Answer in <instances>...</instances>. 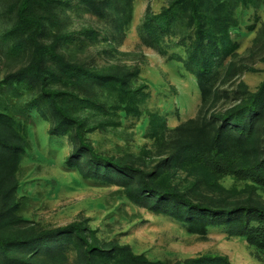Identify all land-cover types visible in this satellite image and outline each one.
Masks as SVG:
<instances>
[{
    "label": "trees",
    "instance_id": "obj_1",
    "mask_svg": "<svg viewBox=\"0 0 264 264\" xmlns=\"http://www.w3.org/2000/svg\"><path fill=\"white\" fill-rule=\"evenodd\" d=\"M56 0H15L10 10L14 22L3 40L7 50L27 54L21 68L5 77V87L17 84L35 92L31 107L49 116V135L67 136L71 150L65 159L84 179L107 180L121 187L133 204L164 214L186 226L189 234L204 236L220 228L243 240L254 259L264 264V79L254 93L232 99L213 110L221 93L216 86L220 72L229 75L223 60L237 43L229 29L238 26L223 0H172L141 24V42L162 53L159 43L167 32L186 22V58L179 59L197 82L200 104L194 118L172 129L165 119L149 115V136L157 161L149 154L145 166L104 156L85 139L92 129L76 113L94 110L102 115L137 118L146 97L143 87L133 86L136 73L118 67L105 71L68 60L62 47L72 43L71 33H51L57 20ZM92 5V0H79ZM244 8L253 0H235ZM99 10V11H98ZM119 22V20L117 21ZM119 26V25H118ZM94 33L85 32L86 37ZM4 42V41H3ZM221 72V73H222ZM107 93L112 101L97 104L91 93ZM83 92V95H80ZM222 96L227 99V92ZM115 126L113 120L103 122ZM25 127L0 111V264H171L134 253L127 245L103 243L81 223L32 232L19 231L24 223L15 215L17 172L25 154ZM181 177L185 185L174 183ZM231 178L243 188L225 189L219 181ZM174 264H230L224 256L205 254Z\"/></svg>",
    "mask_w": 264,
    "mask_h": 264
},
{
    "label": "rangeland",
    "instance_id": "obj_2",
    "mask_svg": "<svg viewBox=\"0 0 264 264\" xmlns=\"http://www.w3.org/2000/svg\"><path fill=\"white\" fill-rule=\"evenodd\" d=\"M15 0H0V111L23 122L27 148L18 172L15 215L24 223L19 231L38 232L81 223L103 243L127 245L136 254L153 261L171 264L210 254L226 257L230 264H261L251 249L220 228H209L204 236L189 234L185 225L164 214H153L129 201L121 187L107 180L84 179L65 159L71 144L67 136H51L49 116L31 107L35 92L28 87L2 84L5 77L18 71L29 57L7 50L5 32L14 22L10 10ZM52 13L57 20L51 33H71L72 43L62 47L73 63L105 71L118 67L136 73L133 86L146 93L137 118L102 115L94 110L76 113L91 130L85 139L98 153L132 165H146L149 154L157 161L156 145L149 136V115L165 119L167 129L194 118L200 104L196 79L185 69L188 39L186 22L160 39V49L141 42V24L159 13L172 0H92L103 12L79 0H56ZM238 23L229 29L237 43L233 54L223 60L231 65L230 74L220 72L216 86L221 93L213 110L227 107L232 99L254 93L264 79V0H253L244 8L235 0H223ZM99 11V10H98ZM119 20V22H117ZM119 25V26H118ZM94 33L86 37L85 32ZM4 41V42H3ZM227 92V99L222 96ZM83 95V92H80ZM97 104L112 101L107 93H91ZM31 105V106H30ZM113 120L115 126L103 122ZM181 177L174 179L180 183ZM219 183L225 189L240 190L243 184L231 178ZM264 201V193L257 192Z\"/></svg>",
    "mask_w": 264,
    "mask_h": 264
}]
</instances>
